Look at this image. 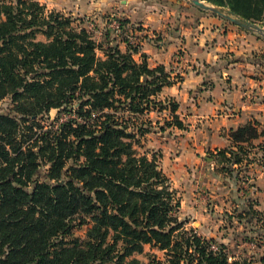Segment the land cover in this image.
I'll list each match as a JSON object with an SVG mask.
<instances>
[{
  "label": "trees",
  "instance_id": "1",
  "mask_svg": "<svg viewBox=\"0 0 264 264\" xmlns=\"http://www.w3.org/2000/svg\"><path fill=\"white\" fill-rule=\"evenodd\" d=\"M203 1L264 23V0ZM73 22L37 0H0V101L9 100L0 111V264H161L135 256L144 245L168 264H264V254L231 258L187 230L169 177L137 149L152 129L142 117L155 109L167 110L165 127L185 128L178 103L157 97L181 78L144 53L136 60L138 45L104 47ZM51 109L74 117L47 126ZM263 134L252 123L230 130V144L211 153L217 170L247 182L240 165ZM249 205L243 211L257 216ZM81 226L85 237H74Z\"/></svg>",
  "mask_w": 264,
  "mask_h": 264
},
{
  "label": "crops",
  "instance_id": "2",
  "mask_svg": "<svg viewBox=\"0 0 264 264\" xmlns=\"http://www.w3.org/2000/svg\"><path fill=\"white\" fill-rule=\"evenodd\" d=\"M168 1L167 6L158 7L151 0L146 4H141L142 0H91L93 6L89 5V10L96 16L118 9L119 15L123 11V14L133 13L144 27L134 30L135 38L140 35L137 39L140 49L135 59L139 60L140 53H144L150 67L162 64L171 76L181 75L179 81L163 87L157 97L178 103L176 113L185 128L180 129L184 135L176 158L181 167L187 165L192 169L190 174L196 182H191V186L198 187L200 174L209 178L212 170H217V164L206 152L228 146L230 130L247 123L264 130V57L261 54L264 37L223 17L203 14L197 8H182L175 0ZM155 33L163 39H155ZM179 49L183 54L177 55ZM253 144L249 154L253 161L243 163L240 169L242 174L251 175L253 182L252 187L245 189V197L253 200L254 210L262 211L264 159L260 163L258 156L264 157V134L254 139ZM201 159L204 161L200 162ZM208 162L209 167L204 165Z\"/></svg>",
  "mask_w": 264,
  "mask_h": 264
},
{
  "label": "rangeland",
  "instance_id": "3",
  "mask_svg": "<svg viewBox=\"0 0 264 264\" xmlns=\"http://www.w3.org/2000/svg\"><path fill=\"white\" fill-rule=\"evenodd\" d=\"M37 1L44 4L48 10H55L73 18L74 26L86 28L92 37L104 47L109 44H118V46H122L120 49L123 51L128 44L139 47L137 39H140V35L135 38L133 34L135 33L134 30H141L144 27L139 25L141 21H138L136 17L134 18L133 13L123 14L125 12L123 11L119 15L120 10L118 9L111 12L108 10L102 16L98 13L96 16L93 10H89V5L92 4L91 0L85 2L83 0ZM142 1L141 4L150 2H147L148 0ZM177 1L180 3L177 6L182 8H192V10L197 8L203 14H212L196 7L190 0H175L174 2L177 3ZM151 2L158 7L167 6L169 3L168 0H151ZM53 3L56 5L53 6ZM119 5L118 1L117 7ZM169 6L172 7V5ZM114 21L118 23V26L114 25ZM255 24L264 28V23ZM157 34L159 33H155V39L162 40L161 34L158 37ZM38 38L43 39L42 36H38ZM262 52V57H264V49ZM181 54L183 51L177 50V55ZM177 76L181 78V75L178 74ZM8 107V99L0 101V111H6ZM70 116L74 117L72 113L67 114L66 112H58L57 109H51L43 116V123L48 126L54 122V125H57L58 122ZM142 118L151 122L152 129L150 133L141 138L140 146L137 149L140 153L145 152L148 157L156 156L159 166L169 177L172 187L177 190L180 208L176 215L179 220L185 222L184 227L187 230L189 228L196 229L197 233L202 236H211L215 244L224 246L226 253L231 258L251 257L256 260L262 256L264 254V209L258 211L255 217L243 211L248 209L249 203H253V200L246 198V194H244L247 187H252L251 175H246L248 177L247 182L244 183L241 180L236 184L223 175L220 170L214 169L209 178L200 174L198 187H192L191 182L192 184L196 182V179H193L190 174L192 169H189L190 167L187 165L184 168L181 167V162L176 158L178 155L177 147L180 144L181 136L184 135L181 134L182 130L175 127H165V121L169 119L167 110L159 112L155 109ZM161 126L165 127L163 131L160 130ZM200 153L198 152L197 155ZM211 153L213 152H206V156L211 158ZM258 158L263 162L264 157L258 156ZM202 161L204 160L201 159L200 162ZM204 165L209 167V162L204 163ZM40 173V176L44 178V167ZM85 232V226L75 227L73 235L84 238ZM147 254H151L160 260L161 264H168L164 252L151 248L149 245H144L143 252L135 256L146 263L148 261Z\"/></svg>",
  "mask_w": 264,
  "mask_h": 264
},
{
  "label": "water",
  "instance_id": "4",
  "mask_svg": "<svg viewBox=\"0 0 264 264\" xmlns=\"http://www.w3.org/2000/svg\"><path fill=\"white\" fill-rule=\"evenodd\" d=\"M194 5L201 8L202 10L209 11L214 15L225 18L231 23L240 26L246 30L256 32L264 37V28L253 22L247 21L237 16L232 10L227 7L216 6L207 4L202 0H190Z\"/></svg>",
  "mask_w": 264,
  "mask_h": 264
},
{
  "label": "built area",
  "instance_id": "5",
  "mask_svg": "<svg viewBox=\"0 0 264 264\" xmlns=\"http://www.w3.org/2000/svg\"><path fill=\"white\" fill-rule=\"evenodd\" d=\"M114 25H115V26H118V23H117L116 21H114ZM212 248H213V249H216L215 246H212Z\"/></svg>",
  "mask_w": 264,
  "mask_h": 264
}]
</instances>
